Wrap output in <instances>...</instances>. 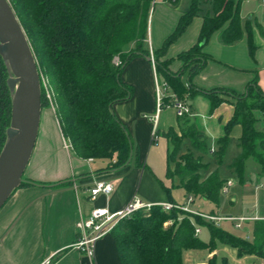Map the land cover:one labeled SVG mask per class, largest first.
Returning <instances> with one entry per match:
<instances>
[{
	"label": "trees",
	"instance_id": "16d2710c",
	"mask_svg": "<svg viewBox=\"0 0 264 264\" xmlns=\"http://www.w3.org/2000/svg\"><path fill=\"white\" fill-rule=\"evenodd\" d=\"M9 1L38 64L42 106H45L48 93L52 96L63 135L73 152L85 160L105 162L110 172L127 168L133 158H136L135 166L142 167L131 134L116 117L113 107L133 97V87L121 80L126 66L137 56L151 57L147 40L155 0ZM172 1L175 5L179 2ZM206 4V0H192L189 11L181 16L175 31L159 50L153 52L154 65L159 80L167 86V95L187 104L202 95L209 102L210 114L225 103L220 94L234 98V115L223 127V136L217 141L213 158L217 166L222 165L231 142L232 129L241 126V152L230 168L243 181L248 159H254L264 173V120L263 128L259 129L260 120L256 117V112L264 116V93L258 80H253L243 94L225 89L203 91L192 80L212 60L204 53V48L215 33L220 32V42L225 46L235 45L247 35L252 57L257 47L251 24L242 22L240 1L213 0L211 11L205 14ZM199 16L203 18L199 40L176 58L183 67L174 73L170 70L173 59H166L167 52ZM132 43H136V48L126 52ZM117 58L120 61L118 65L115 63ZM186 73L189 75L188 84L182 80ZM8 79V69L0 56V154L11 123L12 95ZM174 98L166 97L163 109L171 106ZM189 107L192 110L193 106ZM187 118L179 117L180 134L171 128L163 135L170 146L167 178L173 183L178 181L171 189H164L173 205L179 204L174 201L172 190L181 188L186 198L206 201L217 208L227 181L218 168L208 174L210 164L204 162V157L210 150L204 130L195 124L184 127ZM27 185L34 183L24 181L20 188ZM67 185L65 182L53 188ZM198 228L209 231V243L203 242L196 234ZM111 235L116 242L120 264H184L186 252H212L219 245L236 250L238 258H264V220L255 222L252 240L249 241L198 215L176 208L165 212L162 207L154 206L149 213L139 211L119 221ZM209 264L218 262L213 258ZM222 264H227V261Z\"/></svg>",
	"mask_w": 264,
	"mask_h": 264
},
{
	"label": "crops",
	"instance_id": "0c3cea01",
	"mask_svg": "<svg viewBox=\"0 0 264 264\" xmlns=\"http://www.w3.org/2000/svg\"><path fill=\"white\" fill-rule=\"evenodd\" d=\"M235 1L241 2L240 14L243 24L250 23L253 28V40L257 47L254 56L250 55L247 35L239 43L225 46L220 42V32H217L204 48V53L212 60L193 78L192 83L203 91L225 89L243 94L247 86L257 79L264 93V4L259 0ZM206 2L205 14L211 11L213 0ZM191 3L192 0H182L179 11L173 12L166 6L167 0H161L160 8L154 13L148 28L147 49L152 57L153 52L159 50L175 31L181 16L189 11ZM157 4L159 2L155 0L154 5ZM202 25L203 18L196 17L183 36L169 48L166 59H173L170 65L172 72L181 71L183 63L176 58L198 42ZM149 44L152 45L151 48ZM135 48L136 43H132L126 48V52ZM155 70L154 63L149 62L146 57L133 58L121 76L124 84L133 87V97L113 107L116 117L131 134L138 150L139 162L142 164L140 168L135 166L136 158H133L127 168L111 172L105 177L98 176V171L103 169L106 163L79 158L67 147V140L55 110L46 117L45 125L42 123V112L37 144L25 173L26 178L24 177V181L34 185H27L15 191L0 211V264H41L52 255H56L54 264H120L116 242L111 233L98 243L94 259L85 257L73 248L79 237L78 224L87 220L97 208L118 213L124 210L134 197L154 205L171 204L164 188L171 189L177 183L167 178L170 146L163 135L171 128L180 132V120L172 107H168V112L164 109L157 125L156 137H153L152 117L157 106ZM182 80L188 84V73L183 75ZM189 103L193 106L191 116H187L185 120L187 122L193 119V125L202 127L207 143L208 137L211 136L214 145H208V155L212 156V149L216 150L217 141L223 136V127L234 115V106L224 103L210 114L209 102L204 96H198ZM172 110L176 113V120L171 118ZM256 117L260 120L258 128L262 129L264 116L261 112H256ZM242 132L241 126H235L231 138L239 140ZM159 139L164 143L160 145ZM249 160H253L257 167L253 175L245 172L243 181H240L231 199H225L222 195L221 204L217 208L209 202L194 199V203L189 207L219 217L256 218L257 220L244 224L243 230L236 229L235 224L230 221H223L218 225L232 233L223 226L227 224L232 230L241 233L232 234L245 239L249 237L248 240L251 241L255 222L264 220V210L261 209V206L264 207V173L252 158L246 161L245 170ZM97 180L111 183L114 191L109 196L100 195L92 201L89 189ZM65 182L68 183L67 186L53 188ZM232 188L234 184L230 189ZM176 191H182L185 195L183 189L174 188L172 197L175 202ZM187 200L185 195L184 203L179 205L187 204ZM228 204L233 213L223 215L222 212ZM198 236L203 242L209 243L210 234L206 228L202 229ZM213 258L218 264H222L224 260L227 264H264L263 257L238 258L236 250L224 245H219L212 252L188 251L184 255V264H209Z\"/></svg>",
	"mask_w": 264,
	"mask_h": 264
},
{
	"label": "water",
	"instance_id": "95a60500",
	"mask_svg": "<svg viewBox=\"0 0 264 264\" xmlns=\"http://www.w3.org/2000/svg\"><path fill=\"white\" fill-rule=\"evenodd\" d=\"M0 56L9 72L11 123L0 154V211L24 182L42 119V88L38 64L9 0H0ZM149 62L152 57H148ZM191 106V103L188 104Z\"/></svg>",
	"mask_w": 264,
	"mask_h": 264
},
{
	"label": "built area",
	"instance_id": "2783aa9c",
	"mask_svg": "<svg viewBox=\"0 0 264 264\" xmlns=\"http://www.w3.org/2000/svg\"><path fill=\"white\" fill-rule=\"evenodd\" d=\"M264 4V0H259ZM152 57V56H151ZM152 62L154 63V59L152 57ZM115 63L118 65L120 63L119 59L115 60ZM155 77H156V112L152 117L153 121V137H156L157 133V125L160 119V115L163 112L162 104L164 99L168 96L173 97V95H167L166 90L167 86L165 83H161L159 80L156 70H155ZM173 109L176 110L177 116L183 118L185 116H191V110L187 103L179 101L174 98V102L171 106ZM168 108V107H167ZM67 147L71 148V144L67 141ZM215 152V149H212V153ZM233 186L232 181H228L224 188L222 189V195L226 196L229 194L230 188ZM114 186L111 183L106 182L105 180H97L94 185L89 189L90 199L95 201L100 195L109 196L113 193ZM194 203V198L189 197L187 200V204L185 205H173V204H163V205H154L149 203H144L139 197H134L132 201L128 204V206L118 212V213H111L108 209L97 208L93 210L91 216L78 224L79 228V237L76 243L73 245V248L80 251L85 257L89 259H94L96 255V249L98 243L108 234H110L115 226L121 221L122 219L128 218L136 212L139 211H150L154 206L162 207L163 211L170 212L173 209H180L182 211L198 215L203 219L214 223L216 226L223 221H230L235 224V228L238 230H243V225L247 222L255 221L256 218L250 217H219L213 216L209 214L201 213L200 211L191 209L189 205ZM201 230L198 228L196 230V234L198 235ZM246 239L248 240L249 237ZM56 255H52L44 260L41 264H54V258Z\"/></svg>",
	"mask_w": 264,
	"mask_h": 264
},
{
	"label": "rangeland",
	"instance_id": "374dc122",
	"mask_svg": "<svg viewBox=\"0 0 264 264\" xmlns=\"http://www.w3.org/2000/svg\"><path fill=\"white\" fill-rule=\"evenodd\" d=\"M181 1L182 0H179V2L175 5L172 0H167V5L166 6L168 7V9H171L173 12H177V11H179V8H181V6H182ZM158 2H159V4H157L156 6L153 4L152 10H151V14H150V18H149L150 26H151V21H152V18H153L154 13H157L158 12V9L160 8V5H161L160 2H161V0H158ZM150 38H151V35H150ZM151 47H152V45L149 44V48H151ZM160 81H161V79H160ZM161 83H162V81H161ZM220 97L222 99H224L225 103H227V104L233 105L235 103L234 98L231 97V96H229V95L220 94ZM45 98H46V103H45V106L42 109V112H43V120H42V123H43V125H45V123H46V117L49 114L53 113L54 110L56 112L55 106L52 103V96L51 95H48V93H46ZM165 110H166V112H168L167 111L168 108H166ZM165 110H163V111H165ZM173 110L175 111V109H173ZM173 110L170 111L171 118H172V120H176V113H174ZM164 115H165V113H164ZM192 120L191 121L190 120H187V122L185 120V126L184 127H188L190 125H193V121ZM177 133L180 134V132H177ZM158 136H161V135H158ZM213 142L214 141L212 140L211 136L208 137V145L210 147L214 145ZM163 143H164V141L162 139L161 140L159 139V144L161 145ZM240 152H241V150H240V146H239V140L234 139V138H231V142H230V144H229V146L227 148V151H226V154H225V157H224V160H223V163H222L221 166H217V164H216V162H215V160L213 158V155L212 156L211 155H207V156L204 157V162L210 164V169H209L208 174L211 173V172H213V171H215L218 168L219 169V172H220V175L222 176V178L224 180H226V181L227 180H231L233 182L234 188H232V190L230 189V193L227 196H223V197H225V199H228V200L231 199L232 195L234 194V191H236V189L238 188V185L240 184V180H239L236 172L230 168L232 162L240 154ZM181 156H182V153L178 156V159H180ZM256 167L257 166H256L255 162L253 160H249L245 172H247V174H252L253 175L254 170H255ZM173 168H174V166H173ZM109 174H111V172L107 170V167L106 166L103 167V169H101L98 172V176H100V177H103V176L105 177V176H107ZM24 177L26 178V176H24ZM175 182L178 183L177 180ZM262 182H264V181H262ZM262 190H264V187H262ZM175 195H176L175 196L176 197L175 200H176V202H178V204L184 203V201H185V195H184V193L182 191H178V192L176 191L175 192ZM230 207H231L230 204H228V206L226 207V209L223 210L222 214L223 215H227V214L233 213V210H231ZM261 209L264 210V207L261 206ZM149 212L150 211H148V212L143 211V213H149ZM201 213H204L205 214V211H203ZM223 226L226 229L231 230L232 233H234L236 235H241L240 232H236V231L232 230L231 227L227 226V224H224ZM199 229L202 230L204 228H199Z\"/></svg>",
	"mask_w": 264,
	"mask_h": 264
}]
</instances>
